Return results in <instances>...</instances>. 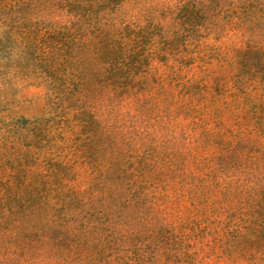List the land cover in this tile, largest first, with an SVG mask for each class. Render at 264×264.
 <instances>
[{
  "label": "trees",
  "instance_id": "16d2710c",
  "mask_svg": "<svg viewBox=\"0 0 264 264\" xmlns=\"http://www.w3.org/2000/svg\"><path fill=\"white\" fill-rule=\"evenodd\" d=\"M0 57L54 111L0 127V264H264V0H0Z\"/></svg>",
  "mask_w": 264,
  "mask_h": 264
},
{
  "label": "rangeland",
  "instance_id": "374dc122",
  "mask_svg": "<svg viewBox=\"0 0 264 264\" xmlns=\"http://www.w3.org/2000/svg\"><path fill=\"white\" fill-rule=\"evenodd\" d=\"M38 78L23 70L17 58L0 57V127L3 121L54 116L46 101V89ZM4 129H0V137ZM211 264H224L214 263Z\"/></svg>",
  "mask_w": 264,
  "mask_h": 264
}]
</instances>
